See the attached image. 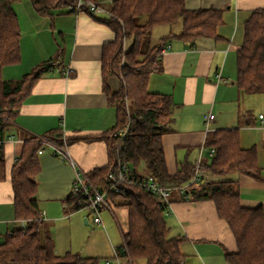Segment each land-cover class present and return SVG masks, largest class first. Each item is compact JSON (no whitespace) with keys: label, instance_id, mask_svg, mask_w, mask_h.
<instances>
[{"label":"trees","instance_id":"trees-1","mask_svg":"<svg viewBox=\"0 0 264 264\" xmlns=\"http://www.w3.org/2000/svg\"><path fill=\"white\" fill-rule=\"evenodd\" d=\"M21 0H0V180L6 178L4 141L6 130L14 121L20 106L43 76L63 68L64 52L37 65L30 74L18 81H7L2 69L20 62L21 27L15 4ZM36 11L52 16L51 10L67 8L70 13L90 12L88 3L97 0H30ZM186 0H113L109 16L104 22L116 34V40L104 45L103 82L109 104L116 108V124L107 142L109 163L90 172V182L116 206L128 210V228L122 232L123 242L116 248L117 257L134 264H182L180 250L183 237H169L167 208L158 198L137 185L118 184L113 188L110 174L120 164L127 166L133 178L154 177L164 187L176 188L188 184L196 171V163L178 166L170 174L163 148V136L171 133L179 106L170 95L152 93L148 89L152 74L163 72L162 51L174 40L194 48L201 38L218 39V29L224 24L223 11L216 9H186ZM98 4V3H97ZM171 29L159 41L152 35L159 27ZM178 26V28H177ZM132 46L125 50V41ZM236 85L240 92L264 93V9L251 12L244 23V39L237 50ZM70 73L69 75H71ZM116 76L121 89L113 93L107 79ZM247 124H251L250 122ZM121 133L125 137L121 138ZM44 138L63 147L79 141H93L101 137H76L64 141L60 129ZM43 143L37 138L24 142L11 171L15 218L24 221L0 245V264H99L98 258L79 253L57 254L51 234L45 229L44 215L37 198L40 163L39 151ZM206 147L214 149L213 157L202 161L200 170L220 180L201 178L182 195V200L212 201L218 216L226 222L234 235L236 250H224L228 264H264V211L262 207L246 208L240 203L238 182L229 175L244 174L256 177L259 172L256 147L242 148L239 129L208 132ZM71 213L86 209L88 200L82 194L71 193L65 200Z\"/></svg>","mask_w":264,"mask_h":264},{"label":"crops","instance_id":"crops-1","mask_svg":"<svg viewBox=\"0 0 264 264\" xmlns=\"http://www.w3.org/2000/svg\"><path fill=\"white\" fill-rule=\"evenodd\" d=\"M97 1L100 11L95 14L70 13L67 8H60L51 10L52 16H43L30 0H21L14 6L21 27V60L3 67V79L21 80L60 49L64 57L62 69L43 75L35 83L6 130V178L0 180V245L5 243L9 232L23 227L15 218L11 171L24 142L37 138L49 143L43 144L44 152L38 155L41 170L37 176V198L45 229L51 234L59 255L55 236L59 238V225L76 213L68 210L65 200L72 193L77 174L87 176L109 163L107 139L116 124L117 112L109 104L104 90L102 61L104 45L114 42L116 34L104 22L113 0ZM185 6L190 11L222 10L224 24L218 29V39L201 38L194 48L180 40L166 45L167 50L162 55L163 72L150 77L149 91L170 95L179 106L172 132L163 136L168 171L175 174L181 164H195L200 158L204 161L213 157L210 156L212 149L206 147L208 132L238 128L241 147L257 149L259 172L256 177L233 174L226 178L238 182L242 206L262 207L264 211V132L260 130L264 129V116L261 119L259 115L257 119L252 115L251 107L245 102L247 95L239 91L235 81L236 54L243 43L244 23L253 10L264 9V0H186ZM170 31V28L164 30L157 41ZM132 43V40L125 41V50H129ZM69 67L72 74L67 76ZM107 86L117 93L121 80L110 76ZM210 115L214 118L208 122L206 117ZM57 129L62 131L64 141L76 137L101 138L65 143L60 147L44 138ZM251 130L257 133L251 134ZM59 148L67 150L75 166L62 159L56 150ZM202 177L225 178H214L205 172ZM113 205L110 201L112 213ZM119 211L124 210H116ZM124 214L128 228V212ZM89 217L84 219L86 223L93 217L91 211ZM166 221L170 227L169 237L185 238L180 247L184 256L182 264H228L224 250H236L234 235L218 216L212 201L182 200V195L174 191ZM92 222L98 226L94 218ZM113 249L115 254L116 248ZM115 259L117 264H128L116 255Z\"/></svg>","mask_w":264,"mask_h":264},{"label":"rangeland","instance_id":"rangeland-1","mask_svg":"<svg viewBox=\"0 0 264 264\" xmlns=\"http://www.w3.org/2000/svg\"><path fill=\"white\" fill-rule=\"evenodd\" d=\"M167 28L169 27L165 26L154 30L152 35L154 43L157 42L159 35ZM245 102L247 107H251L254 117L258 119L259 115L264 116V93L247 95ZM260 130L264 132V129L260 128ZM250 133L256 134L257 132L251 130ZM228 177L230 178L232 175ZM111 207L113 213L109 209H105L101 213L103 226L93 224V217H91L90 222H85L84 219L86 217L90 218V211L87 208L77 211L72 219L61 223L57 232L59 238L55 236L57 250L61 252V255L67 252L79 253L84 256L92 254L95 255L93 256L94 258L100 260L99 264H107V261H111L110 264H117L115 259L116 252L114 254L113 248L122 245V231L127 229L124 211L128 212V210L126 207H117L115 205ZM117 209H123L124 211L116 212ZM135 264H146V262L137 260Z\"/></svg>","mask_w":264,"mask_h":264},{"label":"built area","instance_id":"built-area-1","mask_svg":"<svg viewBox=\"0 0 264 264\" xmlns=\"http://www.w3.org/2000/svg\"><path fill=\"white\" fill-rule=\"evenodd\" d=\"M84 4L83 0H80L77 6V9L79 10L81 6ZM88 7L90 12L97 13L100 11V7L96 2H90L88 3ZM167 49L164 48L162 53H164ZM72 73V69L69 67L66 71V75L69 76V74ZM214 118L213 115L207 116V121H211ZM260 118L262 119L263 116L261 115ZM125 137V133H121V138ZM44 145H49L48 141L46 140H40ZM60 154L62 155V159L67 160L72 166H75V162L70 158L67 150L64 151L61 148L56 149ZM203 151V150H202ZM44 150H40L39 154H42ZM202 153V152H201ZM215 153L214 149L210 151V156H213ZM18 158H16L15 161H17ZM202 163V159L200 158L196 163V171L192 178V180L185 185L178 186L176 188H170V187H164L159 184V182L152 176H148L145 178H133L130 173L127 170V166L124 164H120L117 167V172L113 175L110 174V178L113 182V188L117 190L118 184H128V185H137L145 190L149 191L153 195H155L158 198V201L164 204L167 208V211L170 208L171 205V195L174 191L179 192L181 195H184L186 190L189 188L192 184H197L201 181L202 178V171L200 170V165ZM72 193L75 194H82L85 198L88 200L87 209H89L94 218V222L98 225H103V221L101 218V213L105 209H110V201L108 199V193L106 191H100L98 190L92 182L88 179V176L82 173L77 174L76 182L73 186ZM23 224V228H25L26 223L24 221H21ZM12 232L8 233V236H11ZM116 258L117 253H116Z\"/></svg>","mask_w":264,"mask_h":264}]
</instances>
